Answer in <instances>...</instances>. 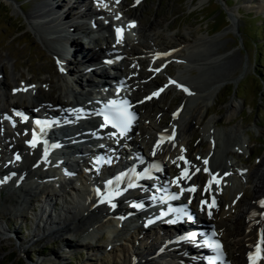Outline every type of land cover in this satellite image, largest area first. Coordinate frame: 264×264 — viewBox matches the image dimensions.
I'll list each match as a JSON object with an SVG mask.
<instances>
[{"label":"bare ground","instance_id":"obj_1","mask_svg":"<svg viewBox=\"0 0 264 264\" xmlns=\"http://www.w3.org/2000/svg\"><path fill=\"white\" fill-rule=\"evenodd\" d=\"M37 1L41 0H36L34 2ZM116 2V6H114L117 8V10L124 11V1ZM92 3L94 5L95 3L102 4L101 6H103V8L101 10L97 9L98 12H96L93 8L92 11L90 8ZM104 3L105 2H100V0H66L65 10L62 6L57 4V0H49L47 2L48 8H46V4L41 8L36 3L30 13H28L30 20H41V22L44 23L46 21L52 22L50 27H55L56 30L60 29L64 25L65 30L69 26L70 28H73V31L75 30L73 24L77 23V25H79L81 34L77 33L72 35L73 33L71 34L65 32V35L61 33V36L64 40V42L62 40L64 46L65 44L69 43V46H67L68 49L66 48L68 53L72 52L77 58L75 61H77V63L82 66L77 69L82 70L80 73H77L78 76L72 78L70 76L74 75V73H70L69 75V70L62 69L60 66L62 63L70 62V54H67L68 59L65 61H61V57L57 56V61L59 62V77L62 79L63 77L71 78L72 81H75V85L77 82H80V88L81 81H83L84 83L82 89L85 90L86 94H88L87 89L92 88L95 85L94 82H97L94 81L92 77L98 78L100 82H106L103 78L106 77L105 75H107V73L103 66L100 63H97V58L93 56L94 54H92V56L87 55V52L78 49L72 40L74 37L81 38V36L87 35L89 33L88 26H83V22H85V20H91L93 15L97 13L98 15L101 14L103 18H107L108 15L114 13L113 9H111L112 4L103 5ZM246 3H248L246 7L249 9L264 10V0H246ZM78 5L81 7L79 8L78 12H76V7ZM72 11L74 12V15H71ZM134 20L135 21L132 22H137L139 24L138 19ZM231 20H233L232 17ZM67 21L69 23H66ZM38 23L41 26L40 30H42L41 28H43L44 25L42 26L40 22ZM146 24L144 23L142 25L145 27ZM148 24L151 25L150 23ZM148 24L146 27L151 30ZM102 25V23H98L96 26L100 27ZM45 29V33L50 32V30L47 29L46 23ZM126 30L127 32L132 31V29H129L128 27H126ZM113 36L114 34H112L110 40H106L109 45L106 50L102 51L101 57H99L98 60L112 53H114L115 56L120 57L119 62H116L117 59L115 60L114 58L113 62L116 63L112 62L106 64V66H110V68L118 70L115 73V77H113V81H117V79L120 78L119 74H124L123 84H130L134 86L135 80H141L143 74L139 71V73L135 74H132L133 71L128 72L127 70L129 69L128 67L126 68L127 60L135 61L139 58L140 54H143L144 56L148 55L146 58L147 66H154L156 68L169 59H174L179 62L184 58L183 56H185L182 53V50L189 47L187 45L190 43L191 46L195 41L200 39L191 36L189 38L192 40H188V38L181 37L177 34H171L164 35L168 39L166 43L156 44L154 38L152 39L150 36H147V38H145L141 44L142 52L137 53V51L131 46L133 41L130 38L123 40L124 45L121 47V49H115V51H113L114 49L111 48L110 45L111 42H120V40H122L125 35H121L119 41ZM96 43L97 41L94 40L93 47ZM40 58L43 60L42 57ZM151 58L154 60L151 61ZM95 68H98L99 71H97ZM28 69L31 72L32 68L29 65ZM43 69L41 68L34 70V77H30L27 80V83L21 85L15 84L13 87H10L17 88V90L15 94L9 92L8 95L12 99H10L11 102H5L2 105L3 109L0 107L1 115H8V113H11L12 115L16 116L17 119L14 121L15 123H10V126L23 141V144H18L8 140L7 135L0 134V146L2 148L1 153L4 155L9 153H17L16 155H18L22 153L21 160H25V162L22 163L10 159L9 161L11 162V168H9L8 165H0V191L3 188L8 187V189L10 188L9 191L16 188L18 189V192L25 193L26 189L20 186V184L26 181V179L31 181L30 185H33V188H31L33 191H39V195L37 197L39 199H37L35 202L33 201V206L30 202L32 199L26 197V195L25 198L28 199L25 200L22 197V200H24L25 203H28L32 206L31 211L28 210L29 215L27 218L31 220L32 223L33 220L37 222L36 225H34V229L30 231V238L28 237L29 239H27L26 242H30L35 237H48L49 240H55L57 237L62 243H67L72 241L71 237H69L71 234L79 235L81 240L84 242L87 241V243L81 244L76 241L74 245L69 246L70 249H77L79 247H82L81 249H86L85 254L87 260L85 262L87 264L91 262L92 264H104L108 260H110L111 264H201L197 262L198 260L191 261L192 257L196 259L199 256V252L197 250L190 249L189 251H184V244L179 245L168 243V238L165 237V234H163L161 231H151L150 229L148 231L147 229L143 231L138 229L137 226L134 227V225H130V222H132L130 219L135 218L138 215V211H136V209L133 207L134 203L138 201L137 195L133 191L127 192L126 195L118 196L115 187L114 190L106 188L101 194V198H97L92 194V185L90 184L98 187L97 181L99 175L101 174L100 172L102 171L101 167H104L106 164L109 165L111 161L113 162L115 159H117L118 155L116 154L118 152L115 153L109 149L99 152L104 156H107L105 163L100 165V167L94 165L93 168L99 172L96 170L91 171L90 180H85L84 185H80L82 183V180L80 179V187L75 190L78 191L81 188L82 202H76V198H78L79 193H74L73 189H71L69 194L63 197V200L56 197L55 194L49 193L48 191L45 192L44 188L47 190V188L53 187V184H51L52 182L50 183L51 180L47 179L48 177H54L56 175L55 173L58 171V162H61V164L64 166V164L67 163L66 159L69 162L70 157L74 155V150L71 148V146L79 143H85V140L89 141L87 138L90 136V134H98L100 129L96 127V124L92 121V119L78 118L83 120L82 123H85L88 129H86L82 123L77 122V120L74 118H70L67 124L60 125L59 122L66 116L64 115V112L65 114H70V116H79V112L88 109L90 104H93L92 100H90V104L81 107L78 106L79 104L76 103L75 97H73L75 103L74 107L72 106L69 110H63V108L71 105V103L67 102L66 100L63 101L59 96H55V98H53L49 94L53 90L49 91L48 88L47 90H42L49 92L46 94L42 92L44 94L41 95L39 88H36L37 91L35 89L33 95H31L30 92L26 94L31 88L29 86L30 81L32 79L35 80V75L39 74V71L44 72ZM56 70L57 69L55 68L54 74H57ZM96 71L101 72L97 73ZM61 72L63 75H61ZM5 78L6 77L3 76L0 78V80L2 79L0 81V87L2 88L8 85ZM38 81L42 83V79H39ZM167 82H172L175 84V88L179 93L178 96L181 99H183V97L189 93H192L195 101H192L190 106H182V102H179L177 107L172 110L174 112V116L171 114V118L167 122H163V120L158 121L146 119L149 116L148 113H145L146 116L142 121V117L138 116L135 122L136 125L132 131L128 135L120 134L121 137L117 138L118 141L123 140L125 142L127 141L126 143H128L122 145V148L118 149L120 154L123 156L127 155V153H130L127 158H131L136 153H140V146H138V143L136 142V137L139 135L136 126L138 124L142 125L144 127V132L141 134L144 136L145 134L148 135L149 133V136H153L152 138H148V141L146 140L148 142V146H145L147 148V154L142 153L144 157L142 156L139 158V160L142 159L145 162L155 160L160 163L162 165V172L161 176L158 175L156 180V182L160 185V188H163L164 186L166 189L169 188L181 191V201L186 204L187 209L192 211L195 209L196 211H199L198 214H201L202 218L207 223L212 224L215 227V230L218 232V236L223 242V252L218 256V259L224 264H232V260L234 264H246L248 260L251 261L252 264L253 262H255V264H264V207H261L260 203L261 201H264V155L260 157L257 162L248 166H238L224 158L221 159V161H218V164L220 163L219 166L214 167L213 164H208L205 161V155H207L210 149L215 147L216 139L210 136L213 140L210 139L208 147L205 148L204 159L200 163V158L202 157L199 156L197 159L199 163H197L195 158L192 157L193 155L191 156V153H189L187 144L189 143V138L192 136L196 126L200 127L202 125L204 118L203 107L205 108L203 102L208 100L209 96L204 94V92L197 86H191L181 82L180 84L175 78L169 77L165 82V85ZM177 84L181 85L182 88L177 89ZM163 86V81H155L153 83V90L151 92H157L162 89ZM185 88L187 91H184ZM140 90H142V88L136 87L134 89V93L131 95V102L133 101L137 103L139 101L140 98H137L136 96L139 95ZM146 94L147 93L141 97H144ZM26 95H28V98L25 97ZM52 95L54 94L52 93ZM48 100H52L50 101L51 103H48ZM26 103H31V106L33 105L32 108L34 107L37 111L33 112L32 109L28 110ZM142 105L144 106V104ZM142 105L140 104V106ZM239 106V103H237L235 100H230L226 110V115H228L227 118L233 117ZM132 110H134V108H132ZM17 113L20 115H17ZM34 114H39L42 116L46 115L49 118H54V122H52L54 124L46 127L44 129L46 131L41 132L44 134L42 139L38 137L36 140H34L33 135L35 133L33 131H36V128L34 126L30 127L25 122L26 117H30ZM57 122H59L58 125H56ZM161 123H164V125H161ZM54 125L58 126L57 131L59 135L57 137H53L52 134L49 133V129L56 127ZM65 126L69 127L64 128L63 130L62 127ZM202 126H204V131L211 133L210 127L208 125ZM261 130L264 131V129ZM261 130L260 132L263 133ZM104 133L105 131L102 132V134ZM172 134L173 137L171 138ZM158 135H164L165 137L163 139H158ZM75 140L77 142H75ZM44 141L46 142V145L43 144ZM49 143H54L55 146L48 148L47 145ZM145 147H143V149H145ZM128 149L130 151H128ZM195 153H197V151H195L194 154ZM2 160L3 159L0 156V163L4 162ZM108 165L105 167L106 169L108 168ZM138 167L139 166H137L134 162L131 165V168ZM183 173H186L185 176L191 175L189 181L186 183L182 177ZM10 175H12V177H10ZM34 178L40 180L46 179L47 183H44L45 186H39L34 180H32ZM195 178L197 180L200 179L198 184L199 188L193 194H190L188 190L185 191V188L188 189L191 187ZM246 184H250V187L252 188V194H249L250 197L248 196V198L245 195ZM58 188L62 189L63 187L60 184L58 185ZM196 194L200 195V199H197ZM35 196L37 195L35 194ZM65 199L68 200L65 202ZM148 200L149 199H143L144 202H147ZM111 202H115V206L113 208L110 206ZM120 202L130 203L132 208L125 211H129L133 214L122 217L125 214V211L120 210ZM5 215V213L0 212V235L5 234V232L9 235L10 231H14V229L10 230L7 225L6 227L2 225L5 221ZM113 219L117 220L114 221ZM145 220L143 219V222L140 225L142 228L144 227ZM83 226H88V229L84 231ZM105 229L108 231H123L125 233L122 234L127 235L123 236V238H118L115 235L109 236V244H111V248L106 252H99L98 254L95 252L93 253V248H91L92 245L88 247V241H94L99 232L101 230L104 231ZM57 233L59 235L61 234V238H59L60 236L58 235L55 236ZM63 233L65 235H62ZM118 241L119 243H117ZM66 247L69 248L68 246ZM99 254H102V256ZM98 256L100 258H97ZM106 257L107 259L102 262V260H104Z\"/></svg>","mask_w":264,"mask_h":264},{"label":"rangeland","instance_id":"obj_2","mask_svg":"<svg viewBox=\"0 0 264 264\" xmlns=\"http://www.w3.org/2000/svg\"><path fill=\"white\" fill-rule=\"evenodd\" d=\"M34 1L36 0H0V78L1 76L6 77L5 80L8 83L7 87H0V107L3 109L2 105L5 102H11L8 93H13L17 90V88L10 87L15 84L27 83L30 77H34V70L44 68V72L39 71V74L35 75V80L32 79L30 81L29 86L31 88L27 93L30 92L33 95L36 88H39L41 95L53 90L49 93L53 98L59 96L63 101L66 100L71 103V105L63 108V110H69L75 104L73 97H75L76 103L81 105L82 102L87 101L90 94H86L85 90L82 89L83 81H81L80 88V82L75 85V81H72L71 78L63 77L62 79L59 77L60 70L58 69L57 56L61 57V61H65L68 59L67 54H70V62L62 63L60 66L63 70H69V75L74 73L75 76L71 74L72 76L70 77L78 76L77 73H80L82 69L77 68L82 66L75 61L77 58L72 52L68 53L67 46H69V43L65 44V46L63 45L64 40L61 33L64 35L65 32L73 33L72 35L81 34L80 27L76 23L73 24L76 31H72L73 28L69 26L65 30L64 25L56 30L55 27H50L52 22L46 21L47 29L50 32L45 33V23L37 20L42 26L44 25L41 28L43 31L40 30V24L35 19L30 20L28 13H30L36 3L41 8L46 4V8H48L47 2L49 0H45V3L44 0ZM116 1H124V11L117 10L115 7ZM112 2L114 4H112L111 9H113L115 14H110L109 17L101 19L104 22L100 27L96 26L100 23L98 20L88 24L86 21L83 22V26H88L89 33L81 36V38L74 37L72 40L76 47L81 49V51H86L87 55L92 56L94 54L93 56L97 58V63H100L106 70L107 75L103 78L106 83L113 82V77L118 71L102 63L104 58L107 59L108 64L112 63L114 60L111 58H116L114 53L100 58V61L98 60L102 51L106 50L109 45L107 43L108 39L110 40L112 37L114 23L110 22V20L117 19L128 23V21L138 19L139 22V24L134 22L135 25L132 31L128 32L120 42H111L110 45L114 49L113 51L121 49L124 45L123 40L128 38L133 41L131 46L137 53L142 52L141 44L147 36L154 38L156 44L166 43L168 39L164 35L171 34H177L188 38V40H192L189 38L191 36L200 38L201 40L195 41V44L192 42L194 46L193 44L190 46V43L187 45L189 47L186 46L187 48L182 50L185 56L179 62L169 59L156 68L147 66L146 58L148 55L140 54L135 61L127 60L126 63L128 65L126 64V68L128 67V72L133 71L132 74L139 72L143 74L141 80H135V88H142L136 97H141L143 93H148L149 90L152 91L155 81L164 82V86L159 90L157 96L143 103L144 106L142 104V106L137 105L134 109L138 116L142 117L141 121L145 118V113H148L149 116L146 119L167 122L171 118L170 112L177 107L179 102H182V106H190L191 102L195 101L192 93L181 99L174 83L167 82L165 85L168 78L172 77L177 79L179 83L197 86L204 94L209 96V99L203 102L205 108L203 107L204 118L202 125H208L211 133L204 131V126L202 125L200 127L196 126L187 144L191 156L193 155L192 157L195 158L197 163H199L198 157L201 156V163L210 139L215 138L218 141L215 140V147L210 149L205 155L206 163L213 164L214 167L219 166L220 163L218 164V161L224 158L238 166H248L257 162L264 155V131L261 130L264 129V10L247 8L246 5L248 3H246V0H112ZM57 4L66 10V0H57ZM80 7V5L76 7V12H78ZM90 8L92 11L94 8L98 12L93 3ZM71 15H74L73 11ZM98 16L102 15L99 14ZM231 17L233 20H231ZM143 22L145 24L150 23L151 25H148L151 30L146 27L147 24L144 27L142 25L144 24ZM66 23L69 22L67 21ZM94 40L97 43L93 47ZM152 60L154 59L151 58ZM116 62H119V59ZM28 65L32 68L31 72L28 69ZM55 68L57 69V74H54ZM95 69L99 71L98 68ZM61 75H63L62 72ZM119 77L124 79V74H119ZM38 78L42 79V83L38 81ZM92 78L94 81H99L98 78ZM47 88L49 91H42L47 90ZM87 90L91 91L92 88ZM130 92H133V88H131ZM230 100H235L240 106L233 117L227 118L226 110ZM50 101L52 100L47 102L51 103ZM26 105L30 106L31 103H26ZM32 109L33 112L37 111L34 107ZM11 115V113H8L9 118L12 119L11 123H15L13 121L14 117ZM1 116L0 114V134L7 135L8 140L12 142L23 144L18 134L11 128L10 123L2 122ZM161 125H164V123H161ZM85 127L87 128V126ZM136 129H138L139 134L136 137L138 145L142 152L147 154L145 151L148 146L147 141L153 135L149 136L148 133V135L145 134L147 137L143 136L141 134L144 132L142 125L138 124ZM140 143L143 144L141 145ZM1 149L0 146V156L4 162H1L0 165H9L11 158H8V154H6L7 156L2 154ZM194 149L197 151L195 154ZM18 156L19 162L24 163L25 160H21L22 153L18 154ZM74 159L76 158L72 156L69 159L73 166L75 164ZM66 161L68 160L66 159ZM55 174L54 177H48L47 179L51 180L50 183L52 182L53 187L47 188V190L44 188V190L58 197L60 195L58 185L61 182L63 183L64 180L61 181L62 176L58 175V171ZM196 178L192 184L198 190L200 179L197 180ZM32 180L39 186H45L44 183H47L46 179L34 178ZM30 182L29 179H26L20 184L26 189L25 193L18 192L16 188L9 191L10 188L8 189V187L0 191V212L6 214L2 225L4 227L7 225L10 230L14 229V231L9 230V235L6 232L0 235V264H87L85 262L87 260L86 249H81L82 247L70 249V246L74 245L76 241L81 244L87 243V241L81 240L79 235L71 234L69 237H71L72 241L67 243H62L57 237L55 240H49L48 237H35L30 242H26L30 238V231L34 229V225L37 223L35 220L32 223L27 216L32 209L33 201L35 202L39 199L37 198L39 191H33L31 189L33 185L31 186ZM245 187V195L248 198L252 194V188L250 184H246ZM25 195L32 199L30 200L32 206L22 200V197L25 200L28 199L25 198ZM196 196L197 199H200L199 194H196ZM196 214H198L197 211ZM83 227L84 231L88 229V226ZM100 232L94 241H88V247L92 245V252L96 254L106 252L105 249L111 245L109 244V236L115 235L118 238H123V236L127 235H123L122 233H125L123 231L116 230L108 231L105 229ZM56 235L60 236L61 234L57 233ZM62 235L65 234L63 233ZM97 258L100 257L98 256ZM106 259L107 257L102 262ZM231 262L234 264L233 260ZM89 264H92V262ZM104 264H111V262L108 260Z\"/></svg>","mask_w":264,"mask_h":264},{"label":"snow or ice","instance_id":"obj_3","mask_svg":"<svg viewBox=\"0 0 264 264\" xmlns=\"http://www.w3.org/2000/svg\"><path fill=\"white\" fill-rule=\"evenodd\" d=\"M120 29H117V33H118V38H119V33H120ZM177 87H181V85L177 84ZM184 91H187V89L185 88ZM158 94V93H157ZM17 115H20L19 113H17ZM134 117L132 116L131 113L127 112L126 109H121L118 112V120L119 123L121 125H123L125 127V129L127 128V125L130 123V121L133 119ZM107 120V117L105 118ZM113 126H116L115 124ZM35 146V145H32ZM17 159H19V157L17 156ZM261 207H264V201H261ZM215 247L217 249L220 248L219 244H216ZM251 259V258H250ZM253 264H255V262H253Z\"/></svg>","mask_w":264,"mask_h":264}]
</instances>
